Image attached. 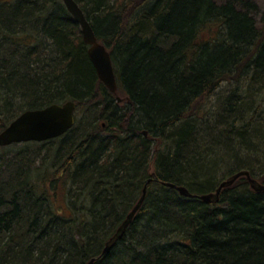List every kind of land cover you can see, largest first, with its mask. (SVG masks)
Returning a JSON list of instances; mask_svg holds the SVG:
<instances>
[{
  "label": "trees",
  "instance_id": "obj_1",
  "mask_svg": "<svg viewBox=\"0 0 264 264\" xmlns=\"http://www.w3.org/2000/svg\"><path fill=\"white\" fill-rule=\"evenodd\" d=\"M75 2L123 100L100 81L63 0H0V133L27 110L77 104L65 135L0 147V264H264V191L241 177L207 204L161 183L201 196L248 171L264 184L256 3Z\"/></svg>",
  "mask_w": 264,
  "mask_h": 264
},
{
  "label": "water",
  "instance_id": "obj_2",
  "mask_svg": "<svg viewBox=\"0 0 264 264\" xmlns=\"http://www.w3.org/2000/svg\"><path fill=\"white\" fill-rule=\"evenodd\" d=\"M68 12L79 24L84 42L89 47L88 55L92 61L100 81L111 91L117 92V80L110 52L102 44L85 13L75 0H63ZM121 102L122 99L118 98ZM76 103L67 101L62 104H53L45 109L27 110L20 114L11 124L0 133V147H7L13 144L27 142H45L59 138L70 131L76 122ZM246 177L251 188L256 192L264 191V184L246 171H241L227 178L220 183L216 192L198 196L200 200L207 204H217L223 189L232 186L239 178ZM151 182V180H149ZM174 187L173 185H168ZM180 193L188 198L197 197L191 194L186 188H178ZM147 192V186L143 190L140 200L127 215L125 221L118 228L115 235L108 241L104 253H109L111 249L125 235L127 228L132 224L139 210L141 209Z\"/></svg>",
  "mask_w": 264,
  "mask_h": 264
},
{
  "label": "bare ground",
  "instance_id": "obj_3",
  "mask_svg": "<svg viewBox=\"0 0 264 264\" xmlns=\"http://www.w3.org/2000/svg\"><path fill=\"white\" fill-rule=\"evenodd\" d=\"M75 20V19H74ZM82 31V30H81ZM82 37H83V34H82ZM83 41H84V38H83ZM85 43V42H84ZM114 66V65H113ZM114 70H115V68H114ZM117 80V79H116ZM118 86V85H117ZM109 90V89H108ZM111 92V91H110ZM112 93V92H111ZM112 94H114L115 96H116V100H117V102H120L119 100H118V98H121V96L118 94V87H117V92L116 93H112ZM122 99V98H121ZM123 100V99H122ZM53 105V104H52ZM76 106H77V104H76ZM48 106H46V107H44V108H40V109H45V108H47ZM40 109H38V110H40ZM76 109H77V107H76ZM76 112H77V110H76ZM76 123V122H75ZM144 135L145 136H147L148 134H147V132L145 131L144 132ZM246 172H248V171H246ZM249 173V172H248ZM250 174V173H249ZM251 175V174H250ZM162 183V185L163 186H165V187H167V188H170V189H173V190H176L182 197H185V196H183L181 193H180V191L178 190V188H186V187H184V186H178V185H175V184H172V183H169V182H161ZM168 185H173L174 187H170V186H168ZM147 186V185H146ZM145 186V187H146ZM219 186H220V184H219ZM219 186L215 189V191L214 192H216V190L219 188ZM144 187V188H145ZM144 188H143V190H144ZM187 189V188H186ZM143 190H142V195H143ZM147 190H148V186H147ZM188 190V189H187ZM189 191V190H188ZM223 191V190H222ZM190 192V191H189ZM191 193V192H190ZM222 193V192H221ZM192 194V193H191ZM141 195V196H142ZM146 196H147V192H146ZM198 197V196H197ZM220 197H221V195H220ZM145 199H146V197H145ZM140 200V199H139ZM138 200V201H139ZM144 202H145V200H144ZM144 204V203H143ZM143 206V205H142ZM122 225V224H121ZM120 225V226H121ZM129 228V227H128ZM128 228H127V230H128ZM118 230V229H117ZM117 232V231H116ZM127 232V231H126ZM126 234V233H125ZM123 239V238H122ZM121 239V240H122ZM104 254H107V253H104Z\"/></svg>",
  "mask_w": 264,
  "mask_h": 264
},
{
  "label": "rangeland",
  "instance_id": "obj_4",
  "mask_svg": "<svg viewBox=\"0 0 264 264\" xmlns=\"http://www.w3.org/2000/svg\"><path fill=\"white\" fill-rule=\"evenodd\" d=\"M216 1L221 2L225 0H216ZM245 1H248V0H245ZM251 1L256 3V8H254L252 12L254 16L257 18L258 22H261L264 17V0H251ZM226 89H227V86L223 88L222 92H224Z\"/></svg>",
  "mask_w": 264,
  "mask_h": 264
}]
</instances>
